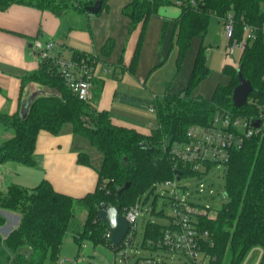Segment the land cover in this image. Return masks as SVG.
Returning <instances> with one entry per match:
<instances>
[{
  "label": "trees",
  "instance_id": "trees-1",
  "mask_svg": "<svg viewBox=\"0 0 264 264\" xmlns=\"http://www.w3.org/2000/svg\"><path fill=\"white\" fill-rule=\"evenodd\" d=\"M95 1L0 0V10L13 3H21L61 16L73 9L86 11V7ZM106 2L102 1L101 9ZM172 3L181 6L175 34L178 67L193 37H205L212 16L224 19L232 11L238 39L243 36L244 22L258 25L264 22V0H132L124 12L131 19L130 30L140 22L142 30L131 67L134 68L138 61L149 17L161 6ZM112 47L113 42L109 40L103 47L105 54L110 53ZM82 57L97 56L79 51L73 54V59ZM239 68L253 89L246 104L237 107L232 95L239 83ZM210 72L207 45L202 44L187 87L178 93L166 92L155 97L153 104L158 126L143 132L115 123L108 110H97L79 98L66 84L54 56L40 59L39 68L21 78L22 91L28 84L39 85L27 115H21V107L13 114L0 112V164L17 162L35 166L39 133L45 130L58 134L66 123H70L75 133L87 138L103 155L98 183L94 191L73 197L58 191L45 178L33 187L6 182L0 188V226L7 221L2 213L5 210L18 212L20 221L6 236L0 232V254H8L10 264H47V259L57 263L67 229L75 215V205L83 206L88 212L83 228L73 235L78 244L86 240L94 246L107 245L115 252L124 247L123 243L112 245L107 235L108 226L98 216L99 208L114 205L124 214L155 183L174 176V160L162 147L165 138L182 139L191 124L208 125L218 111L245 115L259 112L258 103H264V34L259 31L257 37L246 44L240 53L238 66L226 64L223 67L230 80L219 83L210 98L193 95L195 88ZM8 133L10 135L6 136ZM78 161L92 165L89 154L84 151L79 152ZM224 177L225 202L218 208L215 218L203 217L199 222L200 229L209 233L204 249L213 256L214 264H240L251 247L260 245L264 264V137L253 136L242 148L232 150ZM127 182L129 186L118 191L117 186ZM165 226L148 222L140 246L157 250L148 242L157 240ZM21 246H26L25 251H18Z\"/></svg>",
  "mask_w": 264,
  "mask_h": 264
},
{
  "label": "crops",
  "instance_id": "crops-1",
  "mask_svg": "<svg viewBox=\"0 0 264 264\" xmlns=\"http://www.w3.org/2000/svg\"><path fill=\"white\" fill-rule=\"evenodd\" d=\"M131 1L107 0L97 13L73 9L61 16L21 3H13L0 10V112H17L22 100L39 89L35 83H31L22 91L21 78L39 68L40 58L33 44L35 40H44L48 36L45 40L54 41L51 53L56 58L70 59L75 51H79L99 59L88 101L93 108L108 110L115 123L143 132L156 128L158 120L155 118L157 124L154 125L152 116L156 117V114L151 111L150 105L157 95L178 93L187 87L197 51L204 44V38L200 37L197 49L192 50L197 36L193 37L178 67L175 34L181 6L177 3L161 6L148 19L138 61L134 68L131 67L142 30L141 22L130 30L131 19L125 14L124 8ZM218 23L224 29L223 19L218 18ZM109 40L113 42V47L110 53L105 54L103 47ZM223 53L218 52L212 60L222 72L226 64L238 65L239 59L234 62L227 49ZM210 56V46L207 45L209 67ZM207 78L195 88L193 95L210 98L217 85L222 83H211L208 89ZM92 146L87 138L73 131L70 123H66L58 134L42 130L35 150L36 165L23 166L31 170L24 172L26 182L20 184L33 187L45 178L58 191L73 197H82L94 191L103 155L100 151L95 153L94 158ZM83 151L89 154L92 165L79 163L78 154ZM6 180L10 181L7 177ZM19 221L20 217L17 225ZM159 261L160 264L164 263L160 256Z\"/></svg>",
  "mask_w": 264,
  "mask_h": 264
},
{
  "label": "built area",
  "instance_id": "built-area-1",
  "mask_svg": "<svg viewBox=\"0 0 264 264\" xmlns=\"http://www.w3.org/2000/svg\"><path fill=\"white\" fill-rule=\"evenodd\" d=\"M223 21L229 54L235 53L237 49L241 52L248 42L257 37L259 31L264 34V22L261 25L244 22L243 36L238 39L235 35L234 13L230 11ZM33 45L38 57L42 59L52 56L51 52L55 43L53 40L37 39ZM54 58L66 84L79 98L89 101L93 79L97 75L99 59L97 57ZM251 101L255 102V100ZM258 108V113L250 115L228 110L218 111L208 125L191 124L182 139H164L162 147L169 152L176 168L172 178L161 181L164 188L170 192L172 214L168 216V223L163 228L160 237L157 240H150L149 245L168 253H180L186 258L185 264H214L213 256L206 252L203 246L209 233L206 229H200L199 222L203 217L215 218L218 208L212 209L209 206L195 204L185 195H181L185 192V186L180 185V181L200 179L214 166H223V174H225L226 164L232 150L242 148L246 140L253 136L264 137V103H258ZM150 109L155 112L153 103L150 105ZM257 120L260 121L259 125H255ZM184 171L188 173L185 174ZM179 174L180 179H177ZM199 191L213 194L215 188L200 181ZM224 197H227L226 192ZM141 204L140 199L124 213L126 217L133 209L138 213L135 221L129 222V231L122 241L126 248L134 243ZM162 214L166 216L163 209ZM107 235H109V229ZM67 260L72 261L73 264L77 262L76 258L65 257L60 258L58 264H64ZM137 264H160L159 255L142 256Z\"/></svg>",
  "mask_w": 264,
  "mask_h": 264
},
{
  "label": "rangeland",
  "instance_id": "rangeland-1",
  "mask_svg": "<svg viewBox=\"0 0 264 264\" xmlns=\"http://www.w3.org/2000/svg\"><path fill=\"white\" fill-rule=\"evenodd\" d=\"M48 36H45V39ZM44 39V40H45ZM201 38H197L193 41L192 50L197 49ZM196 44V45H195ZM204 44L210 46V60L208 61L212 72L207 78L208 89L211 88L209 84L219 82L226 83L229 76L223 73L219 66L212 63L215 54L222 52L227 49V41L224 36L223 26L218 23V18L212 16L209 28L206 36L204 37ZM240 50L237 49L235 53L229 54L232 56L234 62H237L240 56ZM224 54V53H223ZM238 66V65H237ZM36 88L39 87L35 83ZM33 92H31L32 94ZM154 125L157 124L155 115L152 116ZM9 136L10 133L5 134ZM91 153L94 156L98 154L100 150L96 146H92ZM90 153V154H91ZM95 158V156H94ZM17 162H8L0 164V188L4 187L7 180L22 183L26 182L24 178V172L31 170L28 167ZM24 168V169H23ZM27 170V171H26ZM224 167L214 166L207 173H205L200 179H189L181 180L180 185L185 186V192L181 195H185L191 202L201 205L209 206L212 209H217L222 206L225 202L226 192V179L224 177ZM6 180V181H5ZM203 181L206 185H211L215 188V193L210 194L209 192L199 191V182ZM37 183V182H36ZM105 181H103L104 185ZM170 192L164 188L162 182H158L151 189L146 191L141 198V211L137 219V231L134 238V243L129 247H122L118 252H115L111 247L107 245L94 246L86 240L82 241V244H78L74 239L73 235L83 228L85 219L87 217V210L81 205H75V215L71 220V223L67 229L66 236L61 246L60 258H76V264H135L138 257L159 255L164 262H170L174 264H183L186 260L180 253H168L164 250L157 249H145L138 244L143 242L146 226L148 222H155L160 224L168 223V216L172 214V207L169 200ZM154 209V211H153ZM165 212L164 216L161 211ZM213 212V211H212ZM3 214L7 218L5 225L0 227V232L3 236H6L8 231L12 230L17 225V220L20 217L18 212L5 210ZM26 246H21L18 251H25ZM8 254H0V264H10L7 259ZM263 248L260 245H255L250 248L240 264H262ZM47 264H58L53 262L51 259H47ZM64 264H73L72 261L67 260ZM75 264V263H74Z\"/></svg>",
  "mask_w": 264,
  "mask_h": 264
},
{
  "label": "water",
  "instance_id": "water-1",
  "mask_svg": "<svg viewBox=\"0 0 264 264\" xmlns=\"http://www.w3.org/2000/svg\"><path fill=\"white\" fill-rule=\"evenodd\" d=\"M102 1L103 0H96L92 5L87 6L86 10H88L89 12H92V13H97L101 9ZM237 75H238L239 83L234 87L232 100H233V103L235 106L240 107V106H243L244 104H246V102L248 100L249 93L252 91L253 86H252L250 80L243 76L240 68L238 69ZM35 95H36V93L34 92L28 98H26L23 101L22 106H21V110H20L21 115L23 117H25L27 115L29 106H30ZM259 123H260V121L257 120L255 122V125H259ZM177 179H180V174L178 175ZM128 186H129V183L127 182L125 185H118L117 188H118V191H121L123 188H126ZM109 207L116 208V206H114V205H108L106 207H101L98 210V216L108 226V229H109L108 237H109L112 245L118 246L122 243L124 237L127 235L129 228H130V224H129V221H128L126 215L121 214L119 212V210L116 208L118 211V217H117L118 226L115 229L111 228L110 224H109V220H108V215H107V209Z\"/></svg>",
  "mask_w": 264,
  "mask_h": 264
},
{
  "label": "clouds",
  "instance_id": "clouds-1",
  "mask_svg": "<svg viewBox=\"0 0 264 264\" xmlns=\"http://www.w3.org/2000/svg\"><path fill=\"white\" fill-rule=\"evenodd\" d=\"M107 215H108L110 227L115 229L118 226V220H117L118 211H117V209L114 207H109L107 209ZM137 215H138V213L134 209L132 211H129V213L127 215L128 221L130 223L134 222Z\"/></svg>",
  "mask_w": 264,
  "mask_h": 264
}]
</instances>
